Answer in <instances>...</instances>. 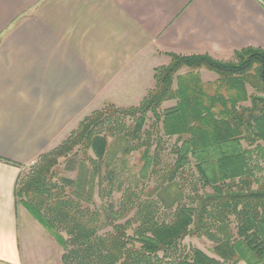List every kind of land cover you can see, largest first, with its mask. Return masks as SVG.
<instances>
[{"label": "trees", "instance_id": "1", "mask_svg": "<svg viewBox=\"0 0 264 264\" xmlns=\"http://www.w3.org/2000/svg\"><path fill=\"white\" fill-rule=\"evenodd\" d=\"M166 55L138 105L92 112L17 183L64 264H264V50ZM187 237H207L213 256Z\"/></svg>", "mask_w": 264, "mask_h": 264}, {"label": "crops", "instance_id": "2", "mask_svg": "<svg viewBox=\"0 0 264 264\" xmlns=\"http://www.w3.org/2000/svg\"><path fill=\"white\" fill-rule=\"evenodd\" d=\"M246 48L264 50V0H0V264H60L16 188L87 115L138 105L166 53Z\"/></svg>", "mask_w": 264, "mask_h": 264}, {"label": "rangeland", "instance_id": "3", "mask_svg": "<svg viewBox=\"0 0 264 264\" xmlns=\"http://www.w3.org/2000/svg\"><path fill=\"white\" fill-rule=\"evenodd\" d=\"M213 57V56H212ZM214 59H216L215 57H213ZM218 61H223V62H231V61H234V55L231 59L229 60H220V59H216ZM170 61V59H169ZM169 63V62H168ZM186 69L185 70H182L181 74H184L186 73ZM200 75H201V78L202 80L207 83V82H213L215 81V79L217 78V76L212 73V72H209L207 70H201L200 71ZM251 92V91H250ZM175 101H169V102H166L164 103L163 105V109L165 108H168V107H171V106H174L175 105ZM248 105V104H247ZM121 108V107H120ZM91 114V113H90ZM88 116V115H87ZM151 117V115H150ZM71 134V133H70ZM69 137V136H68ZM67 137V138H68ZM65 138V139H67ZM174 140L175 139H172V140H169V139H165L164 143H163V146H162V160H163V163L166 162V161H172V155L170 154V148L171 146L173 145L174 143ZM64 140H62L59 145L63 142ZM59 145H57L55 148H57ZM243 146L244 147H247V143L246 142H243ZM138 157V153H133V155L131 156L130 158V161H129V166L132 167V166H135L137 164L136 162V158ZM65 162H66V159L65 158H61L59 160V164H60V173L61 175L63 176H67V177H71V178H74L76 176V173H71V172H67L64 170V167H65ZM33 167V166H32ZM32 167L28 170H26L25 172H23L22 176H26L27 174H29L31 172V169ZM256 176L257 177H260L262 175L261 171H257L256 170ZM188 181L189 182H192L193 181V178H192V175H190L188 177ZM190 184V183H189ZM187 187H191L190 185H188ZM257 187V186H255ZM121 195H116V198H120ZM97 201L100 202V199L97 197ZM22 205V204H21ZM23 206V205H22ZM24 207V206H23ZM25 208V207H24ZM26 209V208H25ZM27 211V209H26ZM28 212V211H27ZM29 213V212H28ZM30 214V213H29ZM31 215V214H30ZM32 217V216H31ZM33 218V217H32ZM34 219V218H33ZM35 220V219H34ZM39 223V222H38ZM40 224V223H39ZM44 228V227H43ZM45 229V228H44ZM184 245H186L187 247H190V246H193V247H197L203 251H205L206 253H208L209 255L213 256L212 254V249L214 247V244L212 243V241H210L207 237H187L184 241ZM60 247V246H59ZM60 251V255L61 257L59 256H56V259L55 261H60V264H64L63 263V260H62V255H63V250L62 248L60 247L59 249ZM243 264V263H241Z\"/></svg>", "mask_w": 264, "mask_h": 264}]
</instances>
